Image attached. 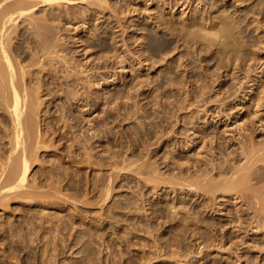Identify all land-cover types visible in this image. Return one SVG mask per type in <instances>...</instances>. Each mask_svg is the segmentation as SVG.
<instances>
[{"label":"rangeland","instance_id":"374dc122","mask_svg":"<svg viewBox=\"0 0 264 264\" xmlns=\"http://www.w3.org/2000/svg\"><path fill=\"white\" fill-rule=\"evenodd\" d=\"M108 1L102 5V9L99 6L102 13L99 7L96 6L97 8H95L92 6L94 7L92 8L85 4L81 6L80 13L74 10L71 11L75 12L76 15L68 18L69 21L68 19L59 21L62 25L56 22L57 32L53 30V33L58 34L57 36L55 35V38L60 35V40L59 38L55 39L60 46H58L61 49L60 53H66L70 49V52L65 56L66 58L68 57L67 59L72 63L71 65L75 64L74 62L77 60H80L79 63L82 67L85 64L83 68L89 69V73L87 72V74H92L91 72L97 71L100 67L97 71L99 72V74L97 73L99 75L98 78L106 77L108 79L101 80L100 86L94 84L90 85L91 87L87 86L86 89H89L91 93L87 90L88 92H85L84 96L86 97L88 95V98H91L90 100H80V104H78L77 99L74 100L71 111L77 115V124L79 126H76L77 129L75 128L78 132L75 131V135H70L72 139H65L63 142L60 138H56L57 135L49 134L47 137L45 136L46 142L45 144L44 142L42 143V145L44 144L43 148L41 146V150L39 149V153L37 152L38 156L36 158L38 160H34V164L32 163L33 168L30 171L29 184L23 189L24 191L20 190L23 192L20 193L18 191L16 192L17 194L15 192H13L14 194L10 193L11 195L8 194L6 200L0 196V264H264V229H256V223L253 224L252 228H242V230H239V227L235 226V222L238 220L240 214L238 210L244 209L245 211L247 206L239 202L240 200L231 198V193L223 194L218 192V194L215 193L217 197L215 198L214 194H203L202 190L197 191L195 189L196 186L191 187L192 189L188 186V182H193L199 174L196 173L199 172L195 171L196 169H201L200 172L202 169H205L203 171L205 173L202 172L204 175H202L203 178H200L201 173L198 175V180L205 179V182L209 174H211L210 177H213L216 173L214 169L209 172L213 168L211 167L212 164L209 163V159H215L221 156L216 154L214 150L216 143H209V139L215 135L216 137L224 138L223 140L226 142L231 137L230 133L224 134L225 128L218 121L221 117L220 113H226L225 115L228 113L229 117L239 115L240 120L246 121L252 129L255 123L253 121L255 120L254 117L259 116L255 121L260 126L257 127L261 130L258 129L255 135L258 141L264 139V129L262 130L264 125V109H260V111L256 107V97L264 88L262 86L264 79L263 77L260 78V72L264 68V46H262L264 45V38H262L263 43L260 42L261 36L264 37V25H262V28L259 26L261 23L264 24V16H261L264 15V4L262 3L264 1L244 0L245 2H242V4H240V1L243 0H207L208 2L206 0H204L205 2H202L203 0L201 2L199 0ZM177 1H180V4ZM214 2L218 5V10L215 9ZM170 5L171 7H169ZM232 5H234L233 8H231ZM258 5L262 7H258ZM237 6L238 8H236ZM82 7L86 11H83L84 9ZM224 8L225 10L227 8L229 9L226 10L229 15L225 13L228 17L234 13L232 14V21H236V19L239 21L242 20V22L245 21V17H248L246 13L251 17L246 19L247 22L242 23L246 28L242 26L241 22H237L238 25H241L238 28L239 31L238 29L237 31L240 34H246L244 35L245 39H249L247 32L251 30L252 32L248 34L249 37L255 36L254 38L256 39L250 38L251 40L248 41L246 39L245 43L250 42L254 46L256 41L255 45H257V49L253 46H251L253 48L249 47L250 43H246L248 48L246 45V47L243 45L245 47L243 48L244 54L249 52V55L243 54L245 57L248 56L249 61H246L247 63L243 62V59V61L238 60L232 64L233 61L229 59L228 54H226L227 57L223 54L224 51L218 47L220 46L218 44L223 39L215 38L213 34L207 35L208 37L204 36L206 34L204 29H202L204 30V35L199 31L201 30L200 25H203L204 22L206 23V19L204 18L207 16V13L209 19L206 18L210 21L212 20V16L214 17L215 14H219L221 10L225 11ZM258 8H261V11ZM104 9L107 11H104ZM202 9H210L209 11H213L210 13ZM242 10L246 12H244V18L242 15H239ZM61 11L66 16L65 9H61ZM82 11L85 14H81ZM257 11L260 13H256ZM99 13L103 15L101 16ZM241 14H243V11ZM40 15L38 14V16ZM84 15L88 17L86 18ZM74 17L78 20L72 19ZM200 17H202V20ZM258 17H260V20ZM198 19L200 20L198 21ZM162 20H166L168 24L164 23L165 21L162 22ZM194 20H197V24L200 23V25H197L198 27H193L194 30L197 27L196 31H194L196 35L193 34L196 36H194L195 39L190 34L188 35L190 38H184V35L187 36L188 34H184L187 31L186 29L189 30V25L192 27ZM254 20L256 21L255 25H253L255 23ZM181 23L182 26H185L184 28H182ZM95 25H98V27ZM242 27L244 30V32L242 30L243 33L241 32ZM256 27L260 29L258 30ZM182 29H185L184 33ZM255 32L258 33L255 34ZM98 34L101 39H99ZM26 35L29 39L30 35ZM201 36L206 40L212 36V39L215 38V41H218L217 46L214 41L215 46H213L212 39L208 41L204 39V41L202 40L203 43L201 42L202 38L199 39L200 41H197V37L200 38ZM256 37H259L258 40ZM28 39L27 41H33L31 37ZM98 39L104 42L101 41L102 43H100L97 41ZM105 40H107L106 43ZM208 42H211V45H209L213 48L209 47ZM201 44L203 46L206 44L204 49ZM24 46H26L24 48L25 50L26 48L28 49L26 43ZM253 49L256 51H253ZM26 51L30 52L29 49ZM218 53L219 56H216ZM222 54L226 58L223 60L224 63L219 60L222 59L220 58ZM227 58L231 62H229L231 65L226 66L225 61H227ZM255 58L258 60L257 65ZM48 59L46 60L47 62ZM70 59H73V61L71 62ZM222 63L223 65H221ZM252 63H255V65L253 66ZM238 66L241 69L243 67L242 70L244 72L238 70ZM252 66L254 67V71ZM72 67L68 66V69ZM38 69L40 68L38 67ZM234 70H236L237 75L232 74ZM44 72L40 73V75H43ZM246 74H250L252 78H249L250 75L248 76ZM74 76L76 75L74 74ZM238 77H240L239 81L235 79H238ZM93 78L94 80L96 79L95 77ZM93 78H91L92 82H94ZM245 78L247 81L244 80ZM241 81L244 82L243 86ZM239 83L240 86H237ZM233 84L238 88L232 87ZM175 85L181 86L176 87ZM231 87L232 89L236 88L234 89L236 92L237 89L239 91L237 93L234 91L233 94ZM251 88L254 90L252 91ZM116 90L121 91L122 94ZM200 91H203V93L198 98L197 95H199L198 93ZM110 92H112L113 97H111L112 94ZM92 93L93 95L95 93L96 96H93ZM118 94H121L122 99L120 100L119 98V102L117 98V103L116 101L113 102ZM125 96H127V99ZM196 96L200 101L195 99ZM112 99L113 101H111ZM87 102L91 106H85ZM185 103L186 107H192L190 108L191 110L189 108L187 110L185 105H183ZM55 104L53 107H57ZM233 105H236V107L234 108ZM53 107L52 112H54V109L56 111V108ZM92 108L93 110H91ZM120 108L121 112H119V115L118 111ZM257 111L258 113H256ZM121 115L128 116V119L126 118L124 120V117H121ZM117 117H120L119 120L122 119L123 121L121 120V123H118ZM225 119L223 117L222 121ZM177 122L179 123L177 124ZM106 123H109L108 126H106ZM103 125L107 127V130ZM44 128L45 126L42 127V131L45 132L43 130ZM116 129L118 130L116 131ZM204 132H206L205 135ZM87 133H89L90 137ZM136 133L138 138H136ZM154 133L159 134L158 136L161 140L159 138L158 140L160 142L155 141L157 140L155 138L157 134L155 135ZM79 135L80 137H78ZM86 135L91 138L89 142L81 139V137H85L86 140ZM74 136H77L82 141H76L78 138ZM163 140L165 141L162 143ZM85 144L86 149H84ZM187 145L189 146L187 147ZM182 147L184 148L182 149ZM212 151L215 156L212 154ZM216 151H218L217 148ZM88 154L90 155L88 156ZM134 155L139 156L140 160H137V156V159H135ZM134 159L135 161L141 162L139 163L143 167L140 168L141 172L143 169L145 170V172L143 170V175H141V172L138 174L140 166L136 165ZM131 160L134 161V163L132 161L135 164L134 168L131 169L133 167L132 163L130 164L132 165L130 169L127 165L123 166L124 163L128 164L126 161L130 163ZM143 163L146 166L145 168ZM207 164H210L209 167ZM206 165L209 169H207ZM135 166L138 168L135 169ZM119 167L127 168L122 169L121 171L123 172H121L118 171L120 170ZM153 169L160 172V176H157L160 178L157 179L156 175H159V173H155L156 171ZM129 170H133L134 173ZM146 170L148 176L146 174L144 175ZM152 172L156 175H153L154 173ZM206 173L207 176L205 177ZM191 174L196 175L195 178ZM112 175L115 179L111 177ZM162 175L167 182H165V179H162ZM216 175L212 178L213 180H217ZM144 176L151 177V180L155 176L156 179L154 178V182L151 181V183ZM185 177L186 179L188 178L186 181ZM110 179H112V183L109 181ZM144 179H147L150 183ZM212 179L210 178V180ZM155 180L157 181L155 182ZM108 187L110 188L109 196L104 192ZM27 188H31V190ZM36 193L40 195L37 196ZM26 194L30 199L26 198ZM104 198L108 199L105 200ZM213 203L215 204L213 205ZM156 210L160 214L163 213L160 215ZM189 215L190 217H186ZM192 217L195 220H199L200 218L202 220L201 223L200 220L199 222L194 219L190 221ZM188 218L190 222H188ZM233 222L234 224H232ZM184 223L186 224L184 225ZM244 226L246 227L247 224L245 223ZM183 227L187 230L183 229ZM192 229L194 231L197 229L196 231L202 232L204 235L196 231L194 233ZM222 236L227 240L226 244L223 243V245L217 241ZM207 237H214L211 238L213 241H210V238L208 239ZM202 238L205 239L203 242ZM175 239L178 240L175 241ZM243 240L246 242L244 243Z\"/></svg>","mask_w":264,"mask_h":264},{"label":"bare ground","instance_id":"6f19581e","mask_svg":"<svg viewBox=\"0 0 264 264\" xmlns=\"http://www.w3.org/2000/svg\"><path fill=\"white\" fill-rule=\"evenodd\" d=\"M106 1L108 0H0V196L5 198H7L8 194L11 195V194H14L13 192H15V194H17L16 192L20 191V190H23L25 187H27V184H29V177H30V171H31V168L32 167V163L34 164V160H38L36 158V156H38L37 154L39 153L38 150L40 149V147L44 146L45 142H46V137L49 135V134H53V135H57L56 138H60L61 140H64L66 139H72L70 135L73 136L74 132L78 130H76V126H79L77 124V115H75L74 113H72V109L71 106L73 107V103H74V100L77 99V102L78 104L80 100H88V95L85 97V92H88L87 90L89 89H86L87 86H90L92 84L94 85H101V80H106L108 78L106 77H103V75H101L103 78H98L99 75H97V73L99 74V72L95 71V72H91L92 74H87L88 70L89 69H85L83 67H85V64H83V67L82 65L79 63L80 60L77 62H74L75 65L74 67H72L73 65H71L72 63H70V61L66 58L67 56V53L70 52L69 50H67V48H65L66 50V53H63L61 54V49L58 48L59 44L57 43V41L55 40L56 38L58 39V37L55 38V35L53 32V30H56L57 32V29H56V22L59 23V21H64L65 19H68V18H71L72 16H75L76 13L75 12H71V11H80L81 9V6L82 5H85L86 6H94L95 8L101 6V9H102V5L104 3H106ZM171 1V0H170ZM174 1V0H172ZM184 1V0H183ZM185 1H188V0H185ZM201 2V0H199ZM198 1V2H199ZM207 1V0H206ZM226 1V0H225ZM250 1V0H249ZM255 1V0H254ZM260 1V0H259ZM264 1V0H263ZM166 2V1H165ZM178 2V1H177ZM175 2V3H177ZM180 2V1H179ZM178 2V3H179ZM191 3V1H189ZM202 2H205L204 0ZM208 2V1H207ZM211 2V1H210ZM213 2V1H212ZM223 2V1H222ZM232 2V1H231ZM242 4V2H245L244 0L243 1H240ZM248 2V1H247ZM246 2V3H247ZM109 3V1H108ZM177 3V4H178ZM194 3V2H193ZM217 3V2H216ZM219 3V2H218ZM224 3V2H223ZM234 3V2H233ZM238 3V2H237ZM264 4V2H262ZM260 2V4H262ZM168 4V3H167ZM170 4H172L170 2ZM180 4V3H179ZM189 4V3H188ZM201 4V3H200ZM204 4V3H203ZM202 4V5H203ZM213 4V3H212ZM239 4V5H240ZM244 4V3H243ZM258 4V3H257ZM256 4V5H257ZM107 5V4H106ZM175 5V4H174ZM196 5V4H195ZM211 5V4H210ZM214 5L216 6V10H218L217 6L214 2ZM235 5H236V2H235ZM246 5V4H245ZM255 5V7H256ZM85 6V7H86ZM97 6V7H96ZM105 6V5H104ZM177 6V5H175ZM174 6V8H175ZM198 6V5H197ZM220 6V5H219ZM261 6V5H260ZM258 5V7H260ZM89 7V8H91ZM92 7V8H94ZM171 7V5L169 6ZM205 7V5H204ZM210 7V6H209ZM212 7H214L212 5ZM222 7V6H221ZM234 5H232L231 8H233ZM240 7V6H239ZM262 7V6H261ZM104 8V7H103ZM203 8V7H202ZM207 8V7H206ZM220 8V7H219ZM238 8V6L236 7ZM61 9H65V15H63V11H61ZM77 9V10H76ZM79 9V10H78ZM82 9H84L83 11H86L85 8L82 7ZM88 9V8H87ZM106 9V8H105ZM104 11H107L105 10ZM171 9V8H170ZM212 9V8H210ZM209 9V10H210ZM228 9V8H227ZM226 9V10H227ZM235 9V8H234ZM242 9V8H241ZM240 9V10H241ZM246 9V8H245ZM261 9V8H260ZM259 8L258 10L261 11ZM99 10H100V7H99ZM173 10V9H171ZM203 10V9H202ZM205 10V9H204ZM203 10V11H204ZM207 10V9H206ZM205 10V11H206ZM207 10V11H209ZM225 10V8H224ZM225 10V11H226ZM229 10V9H228ZM236 10V9H235ZM239 10V9H238ZM253 10V9H252ZM81 12V14H85V12ZM94 11V10H93ZM101 11V10H100ZM99 11V12H100ZM114 11V10H113ZM198 11V10H196ZM213 11V10H211ZM211 11H209L210 13H212ZM221 10L219 12V14L217 13V15L215 14L214 17L212 16V20L208 21L207 18L209 19L208 17V13L205 14L207 15L206 17L204 16V13H203V16L205 17L204 19H206V23L204 22L203 25H200L197 24V20H194L193 24H192V27H190L189 25V30L186 29L187 31H185V29H182L183 33L185 31L184 34H187L184 35V38L186 37L187 39L190 38L188 35L190 34L191 36L194 33V31H196L197 29V25H200L201 27V30H198L200 31V33H202L203 35L205 34L204 33V30L206 32V34L204 36H209L210 35H214L215 38L217 37L218 39H223L222 41H220V43L218 45V47H220V49L222 51H224L223 54H228L229 56V59L232 62V64L238 60H242L244 59L243 62L247 63L246 61H249L248 59V56H243L244 54V50L243 48H245L247 46V44H249L250 42H246V39H245V36L246 34H240L239 31V27L241 25H238L239 22H241V24L243 22H247L246 19H248V17H250V15L248 13L245 12V10H242L243 11V14L242 11L241 13L239 14L240 16L244 15L245 13L248 15V17H245V21L242 22L239 21L238 19L233 20V16L232 13L231 16H227L229 15L227 13V11H223ZM248 11V10H247ZM259 11H257L256 13H260ZM156 12V11H155ZM230 12V11H229ZM233 12V11H231ZM237 12V11H235ZM240 12V11H239ZM245 12V13H244ZM249 12V11H248ZM253 12V11H252ZM80 13V12H79ZM94 13V12H93ZM95 13H97L95 11ZM102 13V11H101ZM105 14V12H103ZM123 13V12H122ZM209 13V14H210ZM221 13V14H220ZM227 13V15L225 14ZM251 13V12H249ZM255 13V12H254ZM253 13V15H254ZM262 13H263V10H262ZM38 14H41L40 16H38ZM89 15V13H87ZM86 14V15H87ZM116 14V13H115ZM164 14V13H163ZM179 14V13H178ZM196 14V13H194ZM78 15V13H77ZM86 15H84L86 17ZM99 15H101L99 13ZM103 15V14H102ZM101 15V16H102ZM238 15V14H237ZM261 15V14H260ZM259 15V16H260ZM95 16V15H94ZM202 16V15H201ZM202 16V17H203ZM236 16V15H235ZM234 16V17H235ZM246 16V15H245ZM255 16V15H254ZM261 16H264V15H261ZM260 16V17H261ZM78 17V16H77ZM83 17V16H81ZM79 17V18H81ZM88 17V16H87ZM86 17V18H87ZM104 17V16H103ZM195 17V16H193ZM192 17V18H193ZM199 17V16H198ZM202 17H200V19L202 20ZM231 17V19H230ZM260 17L259 20H260ZM109 18V17H108ZM239 18V17H238ZM242 18V17H241ZM244 18V16H243ZM251 18V17H250ZM249 18V19H250ZM256 18V17H255ZM254 18V19H255ZM72 19H75V20H78L77 18H72ZM197 19V18H196ZM198 19V21L200 20ZM74 20V21H75ZM83 20V19H82ZM81 20V21H82ZM92 20V19H91ZM238 20V21H237ZM244 20V19H243ZM257 20V18H256ZM69 21V19H68ZM161 21V19H160ZM165 21V22H164ZM162 20V22L166 23V20ZM205 21V20H203ZM253 21V20H252ZM255 21V20H254ZM263 21V20H262ZM77 22V21H76ZM107 22V21H106ZM116 22V21H115ZM167 22H170V21H167ZM238 22V23H237ZM251 23V21H249ZM57 23V25H58ZM79 23V22H78ZM86 23V22H84ZM105 23V22H104ZM258 23V22H257ZM264 23V22H263ZM60 24V23H59ZM126 24V23H125ZM168 24V23H166ZM170 24V23H169ZM188 24V23H186ZM256 24V21L255 23H253V25ZM62 25V24H60ZM121 25V24H120ZM165 25V24H163ZM185 25V24H183ZM252 25V24H251ZM251 25H249L251 27ZM262 25L264 24H260L259 26H261V28L263 27ZM70 26V25H69ZM68 26V27H69ZM96 26V25H95ZM94 26V27H95ZM136 26V24H135ZM168 26V25H166ZM181 26H182V23H181ZM195 30L193 27H195ZM242 26H244V24H242ZM249 26H248V29H249ZM258 26V25H256ZM62 27V26H61ZM73 27V26H71ZM88 27V26H87ZM86 27V28H87ZM98 27V25L96 26ZM185 26H182V28H184ZM245 27V26H244ZM254 27V26H253ZM60 28V27H59ZM58 28V29H59ZM66 28V26H65ZM171 28V27H170ZM246 28V27H245ZM257 28V27H256ZM84 29V28H83ZM204 29V30H202ZM212 31H211V30ZM238 29V31H237ZM258 29V28H257ZM260 29V28H259ZM258 29V30H259ZM23 30V31H22ZM60 30V29H59ZM214 30V31H213ZM243 30V27L241 28V32ZM256 30V29H254ZM96 31V29H95ZM189 31V32H188ZM198 31V32H199ZM203 31V32H202ZM210 31V33H209ZM247 31H250V30H247ZM246 31V32H247ZM257 31V30H256ZM25 32V33H24ZM55 32V33H56ZM60 32V31H59ZM58 32V33H59ZM213 32V33H212ZM244 32V30H243ZM242 32V33H243ZM245 32V33H246ZM252 32V30L250 31ZM250 32H247L248 34ZM254 32V31H253ZM263 32V31H262ZM182 33V32H181ZM258 33V32H255V34ZM30 35V37L33 39V41H27L28 37L27 35ZM247 34V37L249 39L248 40H251L250 38H254V37H249V35ZM58 35V34H57ZM56 35V36H57ZM90 35V34H89ZM196 35V34H195ZM195 35L192 36V38L195 39ZM200 35V34H199ZM202 35V36H203ZM242 35V37H241ZM258 35V34H257ZM262 35V34H261ZM94 36V35H92ZM98 36L100 37V35L98 34ZM97 36V37H98ZM116 36V34H115ZM195 36V37H194ZM197 37V41L199 39H201V42L203 43L204 39L203 37ZM207 36V37H208ZM244 36V38H243ZM29 37V39H30ZM71 37V36H70ZM96 37V38H97ZM152 37V36H151ZM150 37V38H151ZM158 37V36H157ZM212 36H210L209 39H212L211 38ZM260 37V36H259ZM258 37V38H259ZM103 38V37H102ZM111 38V37H110ZM156 38V37H155ZM215 38L212 39V44L213 46H215V43L216 42V46H217V42L218 41H215ZM241 38V39H240ZM243 38V39H242ZM257 38V37H256ZM257 38V40H258ZM264 37L261 36V40L260 42L263 43V39ZM28 39V40H29ZM61 38H59L60 40ZM101 39V37L99 38ZM99 39L97 41H99ZM103 39H106V38H103ZM113 39V38H111ZM142 39V38H141ZM163 39V38H162ZM217 39V40H218ZM245 39V40H244ZM255 39V38H254ZM70 40V39H69ZM77 40V39H76ZM203 40V41H202ZM205 39V41H208ZM243 42H242V41ZM256 40V39H255ZM62 41V40H61ZM64 41V40H63ZM102 41V40H101ZM99 41L100 43L104 42V41ZM107 40H105V43H106ZM155 41V40H154ZM161 41V40H160ZM200 41V40H199ZM214 41V42H213ZM254 41V40H253ZM252 41V43H253ZM22 42V43H21ZM24 42V43H23ZM69 42V41H68ZM82 42V41H81ZM27 44V47L28 49L30 50V52L26 51L28 50L26 48V50L24 49L26 46H24V44ZM211 43V42H210ZM208 42V45L210 44ZM242 43V44H241ZM245 43V44H243ZM258 45H259V42L257 41ZM262 43H260V45H262ZM64 44V43H63ZM85 44V42H84ZM255 44H256V41H255ZM253 46V44H249L251 46H253L254 48L257 49V45ZM62 45V44H61ZM66 45V44H64ZM63 45V46H64ZM108 45V44H107ZM139 45V44H138ZM203 49L204 47L206 46H203V44H201ZM207 45V47H208ZM211 45V44H210ZM211 48H213L212 46H210ZM245 47H244V46ZM78 46V45H77ZM98 46V45H97ZM101 46V45H100ZM157 46V45H156ZM256 46V47H255ZM264 46V45H262ZM60 47V46H59ZM66 47V46H64ZM69 47V46H68ZM116 47V46H115ZM194 47V46H193ZM208 47V48H209ZM251 47V48H253ZM62 48V47H61ZM101 48V47H100ZM104 48V47H102ZM142 48V47H141ZM195 48V47H194ZM217 48V47H216ZM248 48V46H247ZM246 48V49H247ZM259 48V47H258ZM207 49V48H205ZM260 49V48H259ZM219 50V49H218ZM248 50V49H247ZM251 50V49H250ZM249 50V51H250ZM63 51V50H62ZM206 51V50H205ZM221 51V52H222ZM246 51V50H245ZM253 51H256L255 49H253ZM73 52V51H72ZM194 52V51H193ZM207 52H209L207 50ZM217 53V52H216ZM249 53V52H248ZM248 53H245V54H248ZM29 54V55H28ZM197 54V53H196ZM223 54L220 58L222 59H219L221 61H223L225 58V55L223 57ZM244 54V55H245ZM253 54V53H252ZM66 55V56H65ZM75 55V54H74ZM108 55V54H107ZM249 55V54H248ZM251 55V54H250ZM255 55V54H254ZM65 56V57H64ZM70 56V55H68ZM73 56V55H71ZM103 56V54H102ZM140 56V55H139ZM216 56H219V53L216 55ZM215 56V57H216ZM227 56V55H226ZM227 56V57H228ZM74 57V56H73ZM99 57V56H98ZM118 57V56H117ZM256 57V56H255ZM258 57V56H257ZM49 58V59H48ZM72 58V57H70ZM108 58V56H107ZM106 58V60H108ZM171 58V57H170ZM251 58V57H250ZM261 58V57H260ZM28 59V60H27ZM48 59V62L46 61ZM74 59V58H73ZM73 59L71 60V62L73 61ZM77 59V58H76ZM99 59V58H98ZM114 59V58H113ZM125 59V57H124ZM256 59V58H255ZM117 60V59H116ZM187 60V59H186ZM263 60V59H262ZM87 61V60H86ZM90 61V60H88ZM122 61V59H121ZM120 61V62H121ZM221 61H219L221 63ZM255 61H257L256 65L258 64V60L256 59ZM261 61V60H259ZM104 62V61H103ZM114 62V61H113ZM118 62V61H117ZM229 60L227 58V61H225V64H227L226 66L228 65H231L229 64ZM241 62V61H240ZM253 62V61H252ZM77 63H79V65H77ZM86 63V62H85ZM90 63V62H89ZM140 63V62H139ZM224 63V61H223ZM223 63L221 65H223ZM231 63V62H230ZM251 63V62H250ZM255 63H252L253 66L255 65ZM96 65V64H95ZM220 65V66H221ZM237 65V64H235ZM239 65V64H238ZM245 65V64H244ZM243 65V66H244ZM68 66L69 67H72L71 69H68ZM102 66V65H101ZM189 66V65H188ZM224 66V67H226ZM249 66V65H248ZM247 66V67H248ZM252 66V67H253ZM262 66V65H261ZM38 67L40 69H38ZM121 67V66H120ZM201 67V66H200ZM223 67V68H224ZM236 67V66H235ZM233 67V68H235ZM246 67V66H245ZM259 67V66H258ZM93 68V67H92ZM91 68V69H92ZM119 68V67H118ZM123 68V67H122ZM229 68H231L229 66ZM232 68V70H233ZM237 68V67H236ZM239 68V66H238ZM90 69V70H91ZM97 69V68H96ZM95 69V70H96ZM220 69V68H219ZM243 69V67H242ZM241 68H239L238 70H242ZM251 69V68H250ZM44 70H46V72H44ZM94 70V68H93ZM246 70V69H245ZM252 70V69H251ZM92 71V70H91ZM105 71V70H104ZM108 71V70H107ZM127 71V70H126ZM222 71V70H221ZM235 71V72H234ZM232 74L234 75H237L236 74V70H234ZM243 71V70H242ZM253 71H254V67H253ZM256 71V70H255ZM44 72L43 75H40V73ZM224 72V71H223ZM244 72V71H243ZM89 73V72H88ZM201 73V72H200ZM206 73V72H205ZM217 73V72H216ZM248 73V71H247ZM258 73V72H257ZM74 74L76 76H74ZM116 74V73H115ZM245 74V73H244ZM260 78L263 77L264 79V68L263 70L260 72ZM184 75V74H183ZM230 75V74H229ZM248 75V74H246ZM250 75V74H249ZM248 75V76H249ZM257 75V74H256ZM74 76V77H72ZM100 76V77H101ZM247 76V77H248ZM95 77L96 79L94 80ZM233 77V76H232ZM236 77V76H235ZM246 77V78H247ZM91 78H93L94 82H92ZM191 78V77H190ZM205 78V77H204ZM212 78V77H211ZM239 78H235L236 80L239 81ZM246 78L244 80H246ZM249 78H252L251 75L249 76ZM184 79V78H183ZM209 79V78H208ZM216 79V78H215ZM223 79V78H222ZM234 79V77H233ZM248 79V78H247ZM243 80V81H244ZM182 81V80H181ZM190 81V80H189ZM211 81V80H210ZM234 81V80H233ZM247 81V80H246ZM251 81V80H250ZM253 81V80H252ZM185 82V81H184ZM196 82V81H195ZM202 82V81H201ZM235 82V81H234ZM242 82V81H241ZM245 82V81H244ZM242 82V86H243V83ZM264 82V81H263ZM173 83V82H172ZM206 83V82H205ZM238 83V82H237ZM247 83V82H245ZM117 85V84H116ZM172 85V84H171ZM174 85V84H173ZM199 85V84H198ZM235 84L232 85V87H236V85L234 86ZM240 86V83L237 84V86ZM247 85V84H245ZM80 86V87H79ZM143 86V85H142ZM176 87H178L177 85H175ZM181 86V85H180ZM179 86V87H180ZM249 86V85H248ZM262 86L264 87V83L262 84ZM91 87V86H90ZM88 87V88H90ZM102 87V86H101ZM205 87V86H204ZM203 87V88H204ZM231 87V90H233V94H234V89L238 88H233L232 89ZM252 87V86H251ZM137 88V87H136ZM141 88V87H140ZM144 88V86H143ZM189 88V87H188ZM246 88V87H245ZM118 89V88H117ZM142 89V88H141ZM241 89V88H240ZM252 89V88H251ZM126 90V89H125ZM130 90V89H129ZM128 90V92H129ZM200 90V89H199ZM230 90V89H229ZM228 90V92H229ZM254 89H252L253 91ZM82 91V92H81ZM101 91V90H100ZM109 91V90H108ZM118 91V93H120L121 91L119 90H116ZM182 91V90H181ZM180 91V92H181ZM211 91H212V88H211ZM215 91V90H214ZM227 91V90H226ZM239 90L237 89V92ZM89 92L91 93V91L89 90ZM113 92V91H112ZM112 92H110L112 94ZM115 92V91H114ZM231 92V91H230ZM235 91V93H237ZM90 93H87V94H90ZM96 93V92H95ZM94 93V95H95ZM109 93V92H108ZM124 93V92H123ZM130 93H132L130 91ZM187 93V92H186ZM198 93V92H197ZM196 93V94H197ZM203 93V91H200V93H198L199 95L198 98H200L201 94ZM206 93V92H205ZM101 94V93H100ZM110 94V95H111ZM116 94V92H115ZM122 94V92H121ZM121 94L117 97L114 98V101L113 99L111 101L117 103V98H118V101H119V98L120 100L122 99L121 98ZM137 94V93H136ZM178 94V93H177ZM93 95V93H92ZM93 95V96H94ZM102 95H105V94H102ZM125 95V94H124ZM122 95V96H124ZM189 95V94H188ZM227 95V94H226ZM81 96V97H80ZM96 96V95H95ZM196 96V100L198 99ZM236 96V95H235ZM246 96V95H245ZM244 96V97H245ZM113 97V94L112 96ZM126 99H127V96H125ZM195 97V96H194ZM249 97V96H248ZM251 97V96H250ZM94 98V97H92ZM101 98V97H100ZM100 98H97V99H100ZM104 98V97H102ZM129 98V97H128ZM183 98V96H182ZM188 98V97H187ZM234 99V97H232ZM247 98V97H246ZM71 99V100H70ZM91 99V98H90ZM89 99V100H90ZM96 99V100H97ZM130 99V98H129ZM185 99V98H184ZM191 99V98H190ZM204 99V98H203ZM255 99V98H254ZM69 100V101H68ZM73 100V102H72ZM94 100V99H93ZM106 100V99H105ZM109 100V99H108ZM199 100V99H198ZM231 100V99H230ZM236 100V99H235ZM176 101H179V100H176ZM200 101V100H199ZM229 101V100H228ZM234 101V100H233ZM232 101V102H233ZM242 101V100H241ZM59 102V103H58ZM72 102V103H71ZM86 102V101H85ZM95 102V100H94ZM98 102V101H97ZM120 102V101H119ZM127 102V101H126ZM198 102V101H197ZM222 102V101H221ZM56 103V104H55ZM96 103V102H95ZM136 103V102H135ZM226 103V102H225ZM55 104V106L57 107H53V105ZM77 104V105H78ZM83 104V103H82ZM94 104V103H92ZM121 104V103H120ZM86 105H89L91 106L90 104H87L85 103V106ZM114 105V104H113ZM118 105V104H117ZM185 105L186 107V103L183 104ZM190 105V104H189ZM188 105V106H189ZM192 105V104H191ZM256 107L258 110L260 109H264V88L263 90L258 94V96L256 97ZM81 106V105H80ZM182 106V105H181ZM193 106V105H192ZM207 106V105H206ZM52 107L53 108H56V111L54 109V112H52ZM184 107V106H183ZM182 107V109H183ZM233 107L235 108L236 105ZM232 107V108H233ZM244 107V106H243ZM98 108V107H97ZM187 110L189 107H186ZM192 108V107H190ZM189 108V109H190ZM231 108V109H232ZM241 108V107H240ZM46 111H45V110ZM83 109V108H82ZM119 109V108H118ZM200 109V108H199ZM93 110V108L91 109ZM166 110V109H165ZM191 110V109H190ZM234 110V109H233ZM45 111V112H44ZM112 111V110H111ZM225 111V110H223ZM222 111V112H223ZM232 111V110H231ZM235 111V110H234ZM237 111V110H236ZM255 111V110H254ZM261 111V110H260ZM42 112H43V115H42ZM121 112V108L120 110L118 111V113ZM165 112V111H164ZM219 112V111H218ZM228 112V111H227ZM230 112V111H229ZM60 113V114H59ZM82 113V112H81ZM131 113V112H130ZM137 113V112H136ZM175 113V112H174ZM182 113V112H181ZM220 113V112H219ZM225 113V112H224ZM232 113V112H231ZM258 113V111L256 112ZM262 113V112H261ZM96 114V113H95ZM226 114V113H225ZM225 114H222L220 113V120L218 119V121H220L219 123H222L223 127L225 128V133H230V136L229 137L230 139H228L226 142L225 140H223L224 138L222 137H216L215 135H213V137H211V139H209V143L213 144V143H216V148L218 149V151H216V148L215 152L216 154H219L221 157H216L215 159H209V163L212 164L211 167L212 170L210 169L209 172L216 170L215 172V175L217 177V180H213L212 178L215 177V175L213 177H210L211 174H209V176H207V173L205 174V177L207 178L206 182L204 181L205 179H202V180H198V175L201 173V176L200 178H203V172L205 169H202V171L200 172V170L196 169L195 171H199V172H196V173H199L196 177V179L193 180V182L189 181L188 182V186H190V188L193 186H196L195 189L197 191H200L202 190L203 191V194L204 193H208L207 195H209L210 193L211 194H214L215 196V193L218 194V192H221V193H231V198H235V199H238L240 200L239 202H242L243 205H246L247 208L245 209H241V210H238V213L239 214V218L238 220L235 222V226L236 227H239V230H242V228H252L253 227V224L256 223V229H264V139L263 140H257L256 139V135L255 133H257L258 129H260L259 125L256 124V118L258 117H254L255 120H253L255 123H254V128H250V126L247 124L246 121H241L240 120V116L238 117L237 115H232L231 117H229L228 113L227 115ZM230 114V113H229ZM263 114V113H262ZM104 115V114H103ZM120 115V113H119ZM118 115V116H119ZM169 115V114H168ZM173 115V114H172ZM231 115V114H230ZM254 115V114H253ZM260 115V114H259ZM97 116V115H96ZM99 116V115H98ZM123 115H121L122 117ZM180 116V114H179ZM219 116V114H218ZM261 116V115H260ZM83 117V116H82ZM100 117V116H99ZM124 117V120L128 117L126 116H123ZM164 117V116H163ZM188 117V116H187ZM191 117V116H190ZM217 117V116H216ZM225 117L226 119L224 121H222V118ZM89 119V118H88ZM116 119V118H115ZM118 119V123H121V120L120 117H117ZM128 119V118H127ZM168 119V118H167ZM177 119V118H176ZM252 119V118H251ZM83 120V119H82ZM104 120V119H103ZM135 120V119H134ZM263 120V119H262ZM120 121V122H119ZM123 121V120H122ZM251 121V120H250ZM261 121V120H260ZM87 122V121H86ZM97 122V120H96ZM113 122V121H112ZM176 122V121H175ZM252 122V121H251ZM89 123V122H88ZM91 123V122H90ZM170 123V122H169ZM179 122H177L178 124ZM249 123V121H248ZM257 123H258V120H257ZM107 124V123H106ZM109 124V123H108ZM108 124L106 126H108ZM176 124V126H177ZM195 124V123H194ZM105 125V124H104ZM104 128H106L107 130V127L104 126ZM180 125V124H179ZM251 125V124H250ZM261 125V124H260ZM45 126V128L42 131V127ZM169 126V125H167ZM259 126V127H257ZM158 127V126H157ZM76 128V129H75ZM121 128V127H120ZM175 128V127H174ZM109 129V127H108ZM111 129V128H110ZM161 129V128H160ZM200 129V128H199ZM264 129V125H263V128L262 130ZM105 130V129H104ZM105 130V131H106ZM118 129H116L117 131ZM177 130V129H176ZM261 130V129H260ZM94 131V130H93ZM175 131V130H174ZM173 131V132H174ZM181 131V130H180ZM44 132V133H43ZM86 132H88V130H86ZM158 132V131H157ZM169 132V131H168ZM260 132V131H259ZM91 133H94V132H91ZM206 132H204V135H205ZM263 133V132H262ZM88 136L90 137L89 133H87ZM156 136H158L159 134L158 133H154ZM75 135V134H74ZM78 135V134H76ZM82 135V134H81ZM96 135V134H95ZM136 135V138H138L137 136V133L135 134ZM152 135V134H151ZM153 135V136H155ZM170 135V134H169ZM173 135V134H172ZM222 135V134H221ZM261 135V134H260ZM46 136V137H45ZM54 136V137H55ZM84 136V135H83ZM87 135H86V140H85V137H81V139H83L84 141H90L91 138H89ZM118 136V135H117ZM157 140H154L156 142H160V138L159 136L156 137ZM176 136V135H175ZM208 136V135H207ZM205 136V137H207ZM215 136V137H214ZM220 136V135H219ZM75 137V136H74ZM77 137V136H76ZM75 137V138H76ZM80 137V135L78 136ZM77 137V138H78ZM92 137V135H91ZM128 137V136H127ZM161 137V136H160ZM164 137V136H163ZM168 137V136H167ZM264 137V136H263ZM262 137V138H263ZM55 138V139H56ZM74 138V139H75ZM158 138L160 140H158ZM50 139V138H49ZM76 140V141H82V140ZM118 139V138H117ZM115 139V140H117ZM139 139H140V136H139ZM164 139V138H163ZM166 139V138H165ZM169 139V138H168ZM189 140V139H188ZM208 140V139H207ZM222 140V141H221ZM53 141V140H52ZM165 140L162 141V143L164 142ZM168 141V140H167ZM170 141V140H169ZM225 145L224 144V142ZM44 142V144L42 145V143ZM51 142V141H50ZM55 142V141H54ZM62 142V143H63ZM84 142V143H86ZM94 142V141H93ZM155 142V144H156ZM188 142V141H187ZM186 142V143H187ZM206 142V141H205ZM208 142V141H207ZM232 142V143H231ZM76 143V142H75ZM81 143V142H79ZM83 143V144H84ZM95 143V142H94ZM125 143V142H124ZM169 143V142H168ZM54 144V143H53ZM158 144V143H157ZM165 144V143H164ZM167 144V143H166ZM188 144V143H187ZM78 145V144H77ZM71 147V145H69ZM74 146V144H73ZM163 146V145H162ZM168 146V145H166ZM184 146V145H183ZM189 145H187L188 147ZM212 146V145H211ZM233 146V148L231 149V147ZM237 146V147H236ZM86 149V144L84 146ZM94 147V146H93ZM125 147V146H124ZM184 147H182L183 149ZM210 148V147H209ZM212 148V150H213ZM41 150V149H40ZM38 152V153H37ZM91 152V151H90ZM89 152V153H90ZM87 153V152H86ZM78 154V153H77ZM211 154V153H210ZM212 154L214 155V152L212 151ZM79 155V154H78ZM90 154H88L89 156ZM74 156V155H73ZM135 156V155H134ZM137 156V155H136ZM135 156V159L137 160H140L139 156H137L136 158ZM215 156V155H214ZM87 157V156H86ZM36 158V159H35ZM91 158V157H90ZM134 159V161H135ZM147 159V158H146ZM49 160V159H48ZM61 160V159H60ZM65 160V159H64ZM72 160V159H71ZM76 160V158H75ZM91 160V159H90ZM136 160V161H137ZM105 161V160H104ZM133 160L127 162L128 164H123V166H129V169H130V166L133 165L132 168H134V161L132 163ZM136 165L138 166L139 163L141 162H136ZM176 161V160H175ZM208 161V160H207ZM37 162V161H36ZM50 162V161H49ZM58 162V161H57ZM72 162V161H71ZM81 162V161H80ZM106 162V161H105ZM125 162V161H123ZM145 162V161H144ZM201 162V161H199ZM93 163V162H92ZM101 163V162H100ZM113 163V162H112ZM132 163V165H130ZM186 163V162H185ZM190 163V162H189ZM155 164V163H154ZM199 164V163H198ZM209 164V165H210ZM55 165V164H54ZM80 165V164H79ZM102 165V164H101ZM112 165V164H111ZM118 165V164H117ZM145 164L143 163V166ZM159 165V164H158ZM189 165V164H188ZM200 165V164H199ZM208 165V164H207ZM206 165V167H207ZM208 165V167H209ZM34 166V165H33ZM48 166V165H47ZM70 166V165H69ZM140 166V165H139ZM171 166V165H170ZM105 167V166H104ZM142 166L139 167V169L141 168ZM146 166H144L145 168ZM191 167V166H190ZM189 167V168H190ZM205 167V166H204ZM207 167V169H209ZM61 168V167H60ZM120 168V167H119ZM124 168H127V167H121L120 170L118 171H121L122 169L124 170ZM138 168L135 166V169ZM143 168V167H142ZM151 168V167H150ZM162 168V167H161ZM184 168V167H183ZM137 169V170H139ZM157 169V168H156ZM128 170V169H127ZM126 170V171H127ZM134 170V169H133ZM133 170H129V171H133ZM136 170V172H137ZM144 170V169H143ZM143 170L141 172V169L140 171H138V174L139 172H141L140 174L143 175ZM155 170V169H153ZM117 171V169H116ZM117 171V172H118ZM135 171V170H134ZM133 171V173H134ZM156 171V170H155ZM154 171V172H155ZM123 172V171H121ZM135 172V173H136ZM145 172V170H144ZM152 172V173H154ZM165 172V171H164ZM182 172V171H181ZM191 172V171H190ZM189 172V173H190ZM203 172V173H202ZM61 173V172H60ZM66 173V172H65ZM155 173H159V175H156ZM153 175H156L157 176H160V172H155ZM179 173V172H178ZM213 173V172H212ZM147 175V170H146V173H144V175ZM182 174V173H181ZM214 174V173H213ZM52 175V173H51ZM135 175V174H134ZM150 175V174H149ZM177 175V174H176ZM194 174H191V176L193 177ZM203 175V176H202ZM71 176V175H70ZM100 176V175H99ZM148 176V175H147ZM172 176V175H171ZM178 176V175H177ZM176 176V178H178ZM183 176V175H182ZM190 176V175H188ZM190 176V177H191ZM196 175H194L193 178H195ZM113 177V175L111 176ZM120 177V176H119ZM138 177V176H137ZM145 177V176H144ZM165 177V176H164ZM169 177V176H168ZM204 177V178H205ZM208 177H210L212 180H210V178L208 179ZM114 178V177H113ZM147 179H149V181L151 182H154V178L155 176L152 177V180H151V177L148 178V177H145ZM160 178V177H157V179ZM219 178V179H218ZM115 179V178H114ZM147 179H144L146 181H148ZM156 179V178H155ZM162 179H165L163 178V175H162ZM180 179V178H179ZM188 179V178H187ZM186 177H185V181L187 180ZM102 180V179H101ZM112 179H110L109 181L111 182ZM143 180V179H142ZM169 180V179H168ZM173 180V179H172ZM189 180H191L189 178ZM89 181V180H88ZM141 181V180H140ZM148 181V183H150ZM157 180H155L156 182ZM163 181V180H162ZM182 182H184L183 180H180ZM205 183H204V182ZM35 182V181H34ZM37 182V181H36ZM151 182V183H152ZM164 182V181H163ZM165 182L166 179H165ZM62 183V182H61ZM112 183V182H111ZM110 183V184H111ZM161 183V182H160ZM172 183V181H171ZM175 183V182H174ZM179 183V182H178ZM177 183V185H178ZM186 183V182H185ZM159 184V183H157ZM167 184V183H166ZM185 185V184H184ZM187 185V184H186ZM156 186V185H155ZM30 187V186H29ZM37 187V185H36ZM40 187V186H39ZM113 187V186H112ZM147 187V186H146ZM157 187V186H156ZM184 187V186H182ZM158 188V187H157ZM191 188V189H192ZM28 190L31 188H27ZM42 189V188H41ZM91 189V188H90ZM199 189V190H198ZM39 190V189H38ZM55 190V189H54ZM62 190V189H61ZM195 190V191H196ZM24 191V190H23ZM23 191H20V193H22ZM33 191V190H32ZM31 191V192H32ZM36 191V190H35ZM112 191V190H111ZM184 191V190H183ZM194 191V192H195ZM41 192V191H40ZM58 193V191H56ZM62 192V191H61ZM104 192H106L109 196V193H110V188L108 187L107 190H105ZM11 193V194H10ZM46 193V192H45ZM51 193V192H50ZM220 193V194H221ZM33 194V193H32ZM37 196L40 195L38 193H36ZM197 194V192H196ZM201 194V193H200ZM199 194V195H200ZM202 194V195H203ZM27 195V194H26ZM35 195V193H34ZM33 195V197H34ZM43 195V194H42ZM229 195V194H228ZM24 196V195H23ZM22 196V197H23ZM46 196V195H45ZM204 196V195H203ZM206 196V195H205ZM213 196V195H211ZM213 196V197H214ZM0 197V198H1ZM17 197V196H16ZM43 197V196H42ZM50 197V196H49ZM48 197V198H49ZM102 197V196H101ZM222 197V196H221ZM12 198V197H11ZM27 199H30L28 198V195L26 197ZM38 198V197H37ZM41 198V197H39ZM45 198V197H44ZM53 198H54V195H53ZM59 198V197H58ZM210 198V197H209ZM215 198H217L215 196ZM225 198V197H224ZM17 199V198H15ZM21 199V198H20ZM36 199V198H35ZM42 199V198H41ZM50 199V198H49ZM52 199V198H51ZM105 199V198H104ZM108 199V198H107ZM105 199V200H107ZM53 200V199H52ZM43 201V200H42ZM102 201V200H100ZM233 201V200H232ZM1 202H3L1 200ZM8 202V201H6ZM33 202V201H32ZM40 202V201H39ZM47 202V200H46ZM50 202V201H49ZM211 202V200H210ZM213 202V200H212ZM216 202V201H214ZM37 203V202H36ZM236 203V202H235ZM9 204V203H8ZM32 204V203H31ZM204 204V203H203ZM210 204V203H209ZM215 203H213L214 205ZM54 205V204H53ZM202 205V204H201ZM207 205V204H206ZM212 205V204H210ZM210 205H209V208H210ZM226 205V204H225ZM237 205V204H236ZM103 206V205H102ZM208 206V205H207ZM207 206H203V207H207ZM233 207V206H232ZM238 207V206H237ZM244 207V206H243ZM213 210V209H212ZM229 211V210H228ZM236 211V210H235ZM157 213H159V211L156 210ZM162 212V210H161ZM198 212V211H197ZM163 213V212H162ZM161 213V214H162ZM199 213V212H198ZM160 214V213H159ZM160 214V215H161ZM198 215V214H197ZM67 216V215H65ZM60 217V216H59ZM161 217V216H160ZM186 217H190L189 216H186ZM184 217V219L186 218ZM196 217V216H194ZM192 217L191 220L188 218V222L192 221V219L195 220V218ZM178 218V216H177ZM197 218V217H196ZM183 219V220H184ZM48 220V219H47ZM182 220V219H181ZM187 220V218H186ZM190 220V221H189ZM200 220V218H199ZM199 220H195V221H198ZM202 220H200V223H201ZM59 222V221H58ZM187 222V221H186ZM194 222V221H193ZM192 222V223H193ZM73 223V222H72ZM83 223V222H82ZM208 223V222H207ZM247 224V226L245 227L244 224ZM50 224V223H49ZM186 223H184L185 225ZM214 224V223H213ZM230 224V223H229ZM234 224V222L232 223ZM183 225V226H184ZM46 226V225H45ZM172 227V226H171ZM182 227V226H180ZM187 228V226H185ZM185 227H183V229H185ZM202 227V226H201ZM208 227H211V226H208ZM59 228V227H58ZM191 228V227H190ZM43 229V228H42ZM51 229V228H50ZM153 229V228H152ZM173 229V228H172ZM180 229V228H178ZM205 229V228H204ZM211 229V228H210ZM213 229V228H212ZM222 229V228H221ZM187 230V229H185ZM193 230V229H192ZM197 230V229H196ZM195 230V231H196ZM175 231V230H174ZM194 231V230H193ZM194 231V233H195ZM220 231V230H219ZM238 231V230H237ZM246 231V230H245ZM260 231V230H259ZM178 232V231H177ZM196 232H199V231H196ZM214 232V231H213ZM204 233V232H203ZM215 233V232H214ZM248 233V232H247ZM180 234V233H179ZM199 234H202V232ZM213 234V233H212ZM34 235V234H33ZM197 235V234H196ZM204 235V234H202ZM201 235V236H202ZM73 236V235H72ZM174 236V235H173ZM207 236V235H206ZM210 236V235H209ZM219 236V235H217ZM225 236V234H224ZM224 236H222V238H220L218 241V243H225L227 242V240L224 238ZM180 237V236H179ZM197 237V236H196ZM76 238V237H75ZM205 238V237H204ZM208 238V237H207ZM210 238V237H209ZM208 238V239H209ZM211 238H214V237H211ZM210 238V241H213L212 239ZM216 239V238H215ZM232 239V238H231ZM49 240V239H48ZM178 240V239H175V241ZM201 240V239H200ZM203 239L202 238V242H203ZM207 240V239H206ZM209 241V240H208ZM244 241V240H243ZM215 242V240H214ZM231 242V241H230ZM246 241H244L245 243ZM51 243V242H50ZM173 243V242H172ZM221 245V247L223 248V246ZM252 249V248H251ZM238 257V256H237ZM240 257V256H239ZM91 261V260H90Z\"/></svg>","mask_w":264,"mask_h":264}]
</instances>
